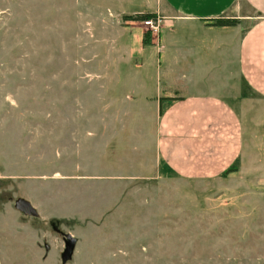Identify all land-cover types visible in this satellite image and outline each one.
<instances>
[{
	"label": "rangeland",
	"instance_id": "374dc122",
	"mask_svg": "<svg viewBox=\"0 0 264 264\" xmlns=\"http://www.w3.org/2000/svg\"><path fill=\"white\" fill-rule=\"evenodd\" d=\"M172 1L0 0V264H264V102L218 172L160 156L158 99L242 90L235 40L126 18Z\"/></svg>",
	"mask_w": 264,
	"mask_h": 264
},
{
	"label": "crops",
	"instance_id": "0c3cea01",
	"mask_svg": "<svg viewBox=\"0 0 264 264\" xmlns=\"http://www.w3.org/2000/svg\"><path fill=\"white\" fill-rule=\"evenodd\" d=\"M172 3L167 15L150 13L163 21L169 20L171 26L182 21L186 28L199 29L201 33L196 36L206 57H214L221 49L222 57V47L235 40L237 74L242 83L238 97L227 101L218 94L188 91L183 96L158 99L161 105L158 149L166 167L186 175H207L229 166L239 155L243 133L241 109L246 104L241 101L251 97L264 102V0H173ZM218 18H234L238 23L225 27L212 25ZM195 53L190 49V56Z\"/></svg>",
	"mask_w": 264,
	"mask_h": 264
},
{
	"label": "water",
	"instance_id": "95a60500",
	"mask_svg": "<svg viewBox=\"0 0 264 264\" xmlns=\"http://www.w3.org/2000/svg\"><path fill=\"white\" fill-rule=\"evenodd\" d=\"M14 206L16 209H18L19 211L30 215V216H36L37 212L35 211V209L31 206V204L23 199V198H18L15 203ZM74 243L75 240L73 239V237L70 234H66L65 235V247H64V251L62 253L61 259L63 262H65L66 260H68L71 257V253L74 247Z\"/></svg>",
	"mask_w": 264,
	"mask_h": 264
},
{
	"label": "trees",
	"instance_id": "16d2710c",
	"mask_svg": "<svg viewBox=\"0 0 264 264\" xmlns=\"http://www.w3.org/2000/svg\"><path fill=\"white\" fill-rule=\"evenodd\" d=\"M129 20H133V21H142L144 19H149V18H156V14L155 13H150V12H146V13H136L133 16H128L126 17ZM238 23L237 19L234 18H218L213 20V22L211 23L214 26H234ZM163 98H160V100H162ZM170 100V99H169Z\"/></svg>",
	"mask_w": 264,
	"mask_h": 264
},
{
	"label": "built area",
	"instance_id": "2783aa9c",
	"mask_svg": "<svg viewBox=\"0 0 264 264\" xmlns=\"http://www.w3.org/2000/svg\"><path fill=\"white\" fill-rule=\"evenodd\" d=\"M141 23L145 28H149L151 31L156 32L159 27V18L157 17L156 19H144L141 21Z\"/></svg>",
	"mask_w": 264,
	"mask_h": 264
}]
</instances>
